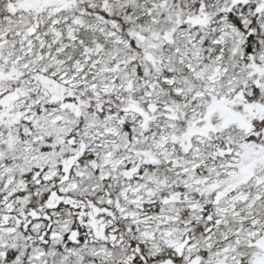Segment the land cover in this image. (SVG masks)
Wrapping results in <instances>:
<instances>
[{
	"label": "snow or ice",
	"instance_id": "snow-or-ice-1",
	"mask_svg": "<svg viewBox=\"0 0 264 264\" xmlns=\"http://www.w3.org/2000/svg\"><path fill=\"white\" fill-rule=\"evenodd\" d=\"M0 264H264V0H0Z\"/></svg>",
	"mask_w": 264,
	"mask_h": 264
}]
</instances>
